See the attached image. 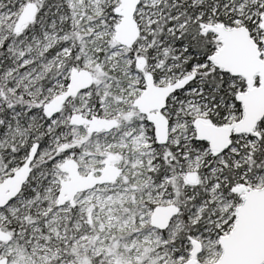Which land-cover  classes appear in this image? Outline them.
I'll return each instance as SVG.
<instances>
[{"label":"snow or ice","instance_id":"6c2138e0","mask_svg":"<svg viewBox=\"0 0 264 264\" xmlns=\"http://www.w3.org/2000/svg\"><path fill=\"white\" fill-rule=\"evenodd\" d=\"M0 264H264V0H0Z\"/></svg>","mask_w":264,"mask_h":264}]
</instances>
